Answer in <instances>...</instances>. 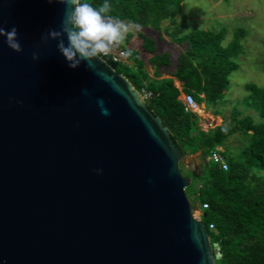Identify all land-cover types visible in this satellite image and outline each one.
Returning a JSON list of instances; mask_svg holds the SVG:
<instances>
[{"label":"water","instance_id":"water-1","mask_svg":"<svg viewBox=\"0 0 264 264\" xmlns=\"http://www.w3.org/2000/svg\"><path fill=\"white\" fill-rule=\"evenodd\" d=\"M64 10L0 0L23 47L0 37V264H215L163 119L101 56L72 69L57 41L41 42Z\"/></svg>","mask_w":264,"mask_h":264},{"label":"trees","instance_id":"trees-1","mask_svg":"<svg viewBox=\"0 0 264 264\" xmlns=\"http://www.w3.org/2000/svg\"><path fill=\"white\" fill-rule=\"evenodd\" d=\"M90 2L99 6L104 0ZM108 3L112 5L110 15L117 20L151 25L156 30L169 21L165 32L174 42L187 45L172 71L170 52H158L156 40L142 34V46L151 54L148 61L155 67V77L146 70V60L136 49H131L132 63H121L122 69H116L137 89L146 87L152 91L148 107L163 119L184 154L201 151L208 157L233 134L241 131L249 135L238 155L229 156L222 151L229 163L227 170L208 160L186 191L199 197L201 207L204 202L209 203L203 208L201 219L212 244L220 246L215 264H264V178L255 172L263 168L264 123H256L249 116L239 118L238 112H234L229 123L204 130L198 113L186 110L179 98L181 90L175 84L177 79L182 90L191 92L199 103L216 105L229 87L230 74L238 67L233 57L242 53L239 41L242 30L238 28L235 40L224 46L222 31L200 28L186 31L185 22L177 18L184 0H108ZM163 68L169 76L162 77ZM249 90L256 92L261 88L250 85ZM261 107L264 116V97ZM210 223H214V229L209 228Z\"/></svg>","mask_w":264,"mask_h":264},{"label":"rangeland","instance_id":"rangeland-1","mask_svg":"<svg viewBox=\"0 0 264 264\" xmlns=\"http://www.w3.org/2000/svg\"><path fill=\"white\" fill-rule=\"evenodd\" d=\"M177 18L185 22L187 32L196 28L224 32L225 38L222 42L224 46H229L235 40L238 28L243 31L239 34L242 53L238 57H233L238 67L229 76L230 84L223 98L216 105L206 106L204 102L200 103V110L197 113L201 118L202 128L208 130L223 123L227 124L234 112H238L239 118L249 116L256 123H264L261 107L264 97V0H184L182 11ZM166 24L167 22H164L162 29L158 31L155 28H144L145 26L141 25L138 29L133 27L128 32L133 36L130 43L128 44L125 39L123 44L127 49L134 48L140 51L146 60L145 68L151 77H155V67L148 61L151 54L142 47L141 39L137 40V30L140 29L147 36L157 40L160 33L167 36L165 31L159 32L164 30ZM131 25L138 24L132 23ZM167 38L165 42L159 40L158 45L156 42L157 51L170 52L172 59L170 69L175 70L178 56L187 45L176 43L169 36ZM112 65L115 69H122L121 63ZM162 70L164 71V68ZM162 74L168 76L165 71ZM250 85L261 88V90L256 91L257 93L249 90ZM201 110L203 112H200ZM248 138V134L240 131L227 138L221 147L227 155L236 156L249 141ZM206 162H208V157H204L201 151L183 153L180 169L192 182L195 175L202 172ZM262 164L263 168L256 169L255 172L264 178V162ZM192 193L201 218V201L194 192Z\"/></svg>","mask_w":264,"mask_h":264},{"label":"clouds","instance_id":"clouds-1","mask_svg":"<svg viewBox=\"0 0 264 264\" xmlns=\"http://www.w3.org/2000/svg\"><path fill=\"white\" fill-rule=\"evenodd\" d=\"M51 3L52 0H49ZM65 10L59 30L48 29L41 35V42L47 44L49 40L57 41L58 51L68 61V66L77 68L81 62H86L87 69L95 68L93 61L101 55H108L114 48L124 44L127 33L139 25H131L121 20L114 19L110 12L112 5L108 0L99 6H93L90 0H61ZM0 37L5 38L7 46L13 51L20 53L23 47L19 42L18 28L12 26L5 29L0 25ZM67 37V44L65 43ZM131 56L132 50L127 49L122 53ZM32 59L39 60L37 52H33ZM88 95L87 89L83 90ZM102 115H110L102 98L97 99ZM100 174L102 170H94Z\"/></svg>","mask_w":264,"mask_h":264},{"label":"built area","instance_id":"built-area-1","mask_svg":"<svg viewBox=\"0 0 264 264\" xmlns=\"http://www.w3.org/2000/svg\"><path fill=\"white\" fill-rule=\"evenodd\" d=\"M126 50L127 49L121 45L118 48H114L108 55H101V57L108 61L110 64H129L131 63L129 56L122 55V53ZM139 91L147 101L152 96V91L148 90L146 87H142ZM181 99L186 106V110L196 113L200 110V103L195 99L194 95L191 92H184ZM208 160L218 164L224 170H227L229 168V163L226 159V156L222 152V149L220 150V147H216L215 150L211 152V154L208 156ZM208 206L209 203L204 202L202 204L201 210H203V208H207ZM209 228L214 229V223H210Z\"/></svg>","mask_w":264,"mask_h":264},{"label":"crops","instance_id":"crops-1","mask_svg":"<svg viewBox=\"0 0 264 264\" xmlns=\"http://www.w3.org/2000/svg\"><path fill=\"white\" fill-rule=\"evenodd\" d=\"M123 22H125V23H129V24H132V23H130V22H128V21H125V20H122ZM164 22H167V24H166V26L169 24V21H164ZM164 22H163V25H164ZM163 25H162V27H163ZM165 26V27H166ZM144 27V26H143ZM144 28H154L153 26H151V25H148V26H145ZM207 30V29H206ZM158 31V30H157ZM163 31H165V29L164 30H162V31H159V32H163ZM166 33V32H165ZM142 34H145V33H143V32H141L140 31V29L139 30H137V35H138V38H137V40L138 39H141V45L143 44V38L141 37V35ZM167 36H169L168 34H167ZM167 36H163L161 33H160V35L158 36V38H156L157 40H156V42H157V45H158V41L160 40V42L161 41H164L165 42V40L166 39H168L167 38ZM132 35L130 34V33H127V36H126V41H127V43L129 44L130 43V39H132ZM170 37V36H169ZM170 39H171V37H170ZM172 40V39H171ZM173 41V40H172ZM138 43V42H137ZM123 46V45H122ZM125 47V46H124ZM143 47V46H142ZM126 48V47H125ZM127 49V48H126ZM134 49V48H133ZM149 53V52H148ZM131 63H132V61H130ZM152 65V64H151ZM173 71V70H172ZM166 75H168V74H166ZM169 76V75H168ZM162 77H165V76H163V74H162ZM175 84H176V86H178L179 88H180V90H181V93H180V95H179V98L181 99L182 98V95H183V93L185 92V91H183L182 90V86H181V84H180V82L177 80V79H175ZM182 100V99H181ZM217 147H220V150L222 149V147L221 146H217ZM222 151H223V149H222Z\"/></svg>","mask_w":264,"mask_h":264},{"label":"bare ground","instance_id":"bare-ground-1","mask_svg":"<svg viewBox=\"0 0 264 264\" xmlns=\"http://www.w3.org/2000/svg\"><path fill=\"white\" fill-rule=\"evenodd\" d=\"M200 112H203L202 110ZM205 113V112H204ZM201 115V114H200ZM209 115V114H208ZM205 116V115H204Z\"/></svg>","mask_w":264,"mask_h":264}]
</instances>
